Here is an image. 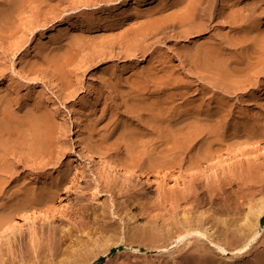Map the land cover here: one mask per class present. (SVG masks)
<instances>
[{
  "label": "rangeland",
  "instance_id": "374dc122",
  "mask_svg": "<svg viewBox=\"0 0 264 264\" xmlns=\"http://www.w3.org/2000/svg\"><path fill=\"white\" fill-rule=\"evenodd\" d=\"M136 1H138L139 3L141 2L140 3L141 5L139 4V6L142 10L144 9L148 10L150 8H153L155 5H157L159 2L163 0H152L151 3H148L146 0L145 1L144 0H40V1H35L33 3L26 2L25 7L26 9L28 7V9L26 10V13L21 16V18L20 16H17V17L15 16V17H10L9 19H7V21L5 20V22L0 20V22L2 23V24L0 23L1 25H6V26L8 25L7 28L6 26H4L3 28L0 25V98L3 96L2 98L4 99V97L6 96V98H9L10 100L13 99L12 109L17 111L18 113L20 112L19 114H22V115L26 114V112H28L27 110L29 109L31 110L32 108H35L36 107L35 104H41L44 110L48 112V114L51 117H53L52 118L53 121H55L54 122L55 126L53 127V129L50 132L51 134L49 135L50 138L49 136H47L48 138L46 137L47 139L45 138L46 141L44 140L45 142L44 141H43L44 143L42 142V144L44 145V148L43 147L39 148V152H36V153L30 149L31 143H33L32 141L33 139L30 140L31 136H32L31 138H33V134L31 133V131L27 129V127L22 126L24 127L22 128L20 125L19 126L21 130H19V127H17L18 125H16V127H13V129L15 130H13L14 132L12 131V134H13V139L15 138L14 140L16 142H14L15 145L13 143V145H10V147L11 149L12 148L15 149V151L10 149L12 153L9 152L7 157L9 158L11 156L9 159L11 161V164H13L12 166L14 168L11 167L13 169H11L8 173H2V174L0 173V176H1L0 185L2 186L0 187V190L2 189L0 191V212H3L2 210L5 208L4 205L6 206V211L5 210L4 211L6 213L9 212L10 211L9 209H11L9 207H12L13 205H15L14 202H16L18 198H20L19 195L22 194L23 189H25L26 186H29V187L32 186V188L39 190V188H45L46 185L50 186L51 182H54L56 180L55 178L60 179V181L63 182V184L61 182L62 186H64L62 188H65L61 195V198H64V195L66 194L65 193L66 189L70 187L71 188L77 187L79 191L78 193L84 192L83 194H81V196L83 195L88 196L89 194L91 195L92 191L93 192L95 191L98 197L97 202H99L100 200V202L97 203V205L101 207L102 205L103 206L105 205V208H106V205H108L106 209L104 208L105 215L102 213V211L98 213V211L95 209L97 207L95 203L96 202L95 199H94L95 202L93 201L94 203H92V201H88L89 199L88 200L85 199L84 202L79 203V200L76 198L77 193H75V195L74 194L72 195L73 196L72 202H71L72 205L65 204L64 208L66 209L64 208L60 209L61 210L60 212L63 213V218L60 217V214H58V211L56 212V209H54L53 206H50V208H48L49 207L48 205L47 207H44L45 205L43 206L41 205L42 207L39 208L40 207L39 205V206L31 207L30 209L27 208V210L25 208L24 210L20 211L16 217H14L16 214L13 216L14 217L12 218L13 221H9V223H12V224L19 223L22 226V228L25 229L27 232L24 234L25 241L23 243L24 244L23 248L25 249L22 250L23 251L22 254H24V257H22L23 256L22 254L17 255L16 253L14 255L13 251L11 250L12 248L9 251L7 246L4 245L5 246V247L3 246L4 251L3 253H0V256L2 254V256L4 257L5 255V257L7 256L6 258H8V260L3 261V259L1 258L2 256H1L0 257V260L2 259L1 263L4 264L5 262V264H8V263L9 264L11 263L12 264L13 263L14 264H51V262H53L52 264H61L62 257H60V255L58 256L55 254L53 256L52 253H49V252H44L40 257L36 255L35 251L37 247L35 248V246H37L38 244H43L41 237L40 238L38 237V233H39L38 231H40L39 229L40 225L46 223L45 225L47 226V224H50L49 222H51L52 224L50 226H52V228H53V225L55 224L56 226L58 225L59 227L61 226L62 228H64V230L65 229L68 230V228L72 229L71 227H73L74 230L78 231L76 232L78 236H80L82 233L88 232L90 230L92 231V232L90 231L91 233L93 232L95 233L96 231L98 233L100 231L99 230L100 224L98 223L105 224L106 215L110 214L112 218L110 216L108 217L109 219L111 218L110 220H112L113 222L115 220V224L117 223L116 225H117L118 230L109 231L110 233L107 234V237L102 238V240L104 241L105 239L107 241H104V242L108 243L109 241L111 243V245H108L109 246L108 248L110 250L118 249L116 253L113 255H110L109 257L108 255L110 254L111 251L108 252L107 254H104V251H103L101 254V252L99 251H102L104 247L103 244H106V243H104L101 239L99 240L94 239L96 238L95 235H97V233L95 234L93 233L94 235L91 236V238L87 240L85 238H82V239L85 241V243L87 241L89 243L90 242H93V244L95 243L93 245L95 247L90 246L92 249L90 248L88 253H84L83 257L82 256L79 257V254H75L77 258L72 260L71 264H163L164 262L166 263L168 260L175 259L173 257H175L178 254L176 251H174L175 249L171 247L172 245H169V247H166V246L161 247V249L155 248V249L148 250L146 247H144V245L142 246V244L144 243L142 239H141L142 241L140 240L141 242H143L141 244L139 243L140 241H138L139 239H137L138 244H140L138 246L136 239H133V238L130 241H134V244L132 242H130L131 244L130 243L128 244L129 242L128 239H131L129 237L130 236V230H129L130 225L128 224L127 221H125V219L124 220L122 219V216L125 217V215L123 213L121 214V211H119L118 215L114 213V211H116V208H115L116 204L119 203L122 208H125L126 207L125 199L128 201L130 199L129 202H132V204L135 203V207L139 203H141L138 206L142 208V205L143 206L145 205L143 207L144 212L143 211L142 212L144 216H146L145 214L147 213L144 209L146 208L148 209L149 207L150 208L154 207L153 205L158 202L156 199L157 198L160 199L159 197H160V194L162 193L161 191H164L165 189L168 191V189L170 190L174 188H176L177 190L186 189L187 188L186 185L187 183L189 185V180L191 179L190 176L193 173L194 174L202 173L204 177L203 179L204 180L207 179L208 182L213 180V178L215 177L217 179V180L215 179V181H219L218 180L219 178L220 179L219 182H222V181L226 182V176L228 174L227 172L230 170V166L231 165L233 166L234 163H236L239 166L237 173L238 171L239 172L241 171L240 172L241 174L238 175L239 179H237V182L241 181V183L239 182V184H237L236 186L237 187L242 186L241 188L244 187L242 190H238L241 188H236L235 186L234 190L237 189L235 190V192L239 191L235 193L236 197L238 196L240 197L243 195V193L245 192L247 193L249 191L251 193L252 192L256 193L255 190L257 189L258 190L256 194L259 195L258 193L259 190L261 188L262 190H264V186H263L264 185L263 183L264 182V177H263L264 172H262L264 170V167H262L261 171L255 170L258 173L257 174L255 172L254 175L256 176L257 174L256 177L253 175V178H252L251 176L252 172H250L251 177L248 174V172L250 171L249 170L250 167H252L251 169L253 170L254 165H257V164L259 166L264 165V159H261L263 157L258 158L260 153L258 154V151L252 152L254 150H251V149H254L257 145H260V149H261L264 146V141H263L264 137H261L263 139L260 138V142H258V139L256 140V137L254 139L253 138L250 139V141L247 140V138H245V136L249 134L250 131H252L253 129H254L253 130L254 132L252 131L250 134L257 133L259 130H262V128H257V127H262L264 125V67H263L264 65H262L264 60H261L262 63L261 62L260 63L258 62V64L254 63L259 60L258 59L259 54L256 53V51L252 50L247 45L245 46L244 45L245 43L243 45L246 48H244V46L242 45L243 46V49H242L241 48L242 46L239 45L241 47L239 48L238 46L236 47L237 49L235 48L234 50H231V52L233 51L232 53L229 51V49H224L225 51L222 50L223 52H222L221 58H225V57L228 58V56L233 57L235 55V57L233 58L238 59L239 57L237 56H241L238 60L239 62L238 64L240 66L238 69L240 70L235 69L236 71H234V73L229 74L228 77L226 75V78H223V80L220 79L219 83L215 82L216 81L214 79L215 77L213 78L212 75H211L212 76L211 78L210 77L207 78V76H205L206 74H209V75L211 74L208 69H206V71L205 69H203V71L207 73H205V75L202 76V77L205 76V78L201 77L202 79L198 78L197 76H192V75H190V77L188 78V77H185V75L183 74L185 78L183 79V77L181 76V78L183 79L182 83H184L185 84L184 86L186 87L185 88L186 94L183 99H177L175 101H171L170 99L169 100L165 99L166 96H169L170 94L173 95V93L176 92L175 87L173 88L174 85L167 86L169 90L167 88L166 96H163L162 94L154 93V90L156 89L155 85H153V88L151 86L150 87L151 89L150 88L149 90L147 89L148 92L145 89L147 93L145 92V90H140V91L135 92L133 88L135 87L134 84L136 81L135 78H133L135 73L136 74L141 73L142 71V75H143L144 72H146L147 69L151 66V64L150 65L148 64L151 63V61L152 63L155 62L153 61V59L155 58V55L158 54L159 52H160L159 54L162 56L161 58L165 59V61L167 60L166 61L167 63L164 65H167V66L175 65L176 66L179 62V58L183 56L182 55L183 53H184V56H187V55L189 56V53H191V51L193 52V49H194L193 46L197 45L195 44L196 41H198L197 43H199L200 41L204 42L206 40H212V41H215V42L217 41L220 43V42H226V38L230 39V38L238 37L239 39H243L242 36L248 33H249L248 35L250 39L254 38L256 30H258L259 33L264 31V12H263L264 3H262L263 6L261 7L260 5L262 4L257 5L256 0H252L254 1L253 4H255L257 7L255 8L256 13L254 14L248 11L246 12L244 11V9H242V13L244 11L243 15L245 14L246 16H249L250 14V16L244 17L245 15L242 16V14H240L241 17H243L241 19L242 25L239 28L240 30L242 29V32L240 30H237L236 31L237 34L234 32L233 33L230 32L231 30L228 25L224 24V22H221L220 19L218 21L216 19L215 22L211 23L212 26H210L211 28H209L206 34H204L201 37H195L194 39L190 38L193 41L190 39L189 41L185 39H179V38L174 39V37L173 38L170 37L166 41L163 40L162 42L161 41L157 42L151 48V50L154 49L155 53L158 52L154 54V56H152L153 58L151 57V54H148L149 56L148 55L141 56V54H138V53H136L138 55L135 54V56L125 57L126 54L124 53V51L119 56V54L117 55L116 53L120 51L116 48L113 50V53L115 52L114 54L116 55L112 53L113 55L112 54L108 56L106 55V58L105 56H102V58H100L101 60L97 59L95 61V58L96 57L98 58V56L94 54V50L96 52H99L98 50L100 49L101 51L102 50L106 51L108 48L110 49V47L114 43H116V46H117L116 39L120 38L118 37V35L127 34V31L135 29L136 26L137 27L139 26V24L136 25L137 23L133 22L132 25H128L122 28V26H124L128 20L133 21L137 18L135 11H134V10H137L134 7ZM171 1L173 0H169V4H171ZM252 1L250 2L248 1L250 5L252 4ZM1 3H3V6L7 5L6 0H0V4ZM125 3L126 5H124ZM253 4L251 6H253ZM241 6L243 7V5L240 4L238 8H241ZM258 6H260L261 9ZM1 7H2V4L0 5V10H1ZM30 7L35 8V9L32 8L33 12ZM127 10H129L128 12L130 14H132L133 12L135 16L132 15V17H130V14H129L128 17L122 19L120 15H123L124 12L126 13ZM107 11L111 13L110 14L111 17H109V19L105 21L107 24L104 25L105 27H103V29L99 28L100 29L99 32L102 31L101 34L98 33V31H96L97 37H95L94 34L96 32H94V30H89L87 29V27H84L85 30L84 29L82 30L83 25H79V22L82 20V18L95 17V16H100L102 14L107 15L108 14ZM246 18L247 20H245ZM256 18L257 19L259 18V20H256ZM253 20L257 22L255 23V21ZM143 21L144 20H142V22ZM109 23H112L110 27L108 26ZM253 23H255V25L251 27ZM133 25H135V27L132 28ZM129 27L131 29H129ZM252 28L254 29L252 30ZM126 29H129V30H126ZM248 30H250L252 33L250 31L248 32ZM239 31L241 33L238 34ZM98 34L100 35L99 37H98ZM233 34H236V35H233ZM262 35H264V32L260 35V37ZM111 39H112V42H111ZM85 41H86V44L84 47H86L88 43H89L88 46L90 44L92 45L95 44V45L93 46L90 45L92 46L91 49H90V46L88 49L83 48V45H81V42L84 44ZM104 41H107L108 43ZM101 42H103L105 46L104 44H101ZM98 44H100L99 46H101L100 49L98 48L99 47ZM79 46H81L82 49ZM102 46L104 47V49ZM105 47L107 48L105 49ZM183 48L186 49V52L188 50L189 53L187 52L188 53L187 55L184 52ZM247 49L250 51H246ZM68 50L70 53H68ZM64 51H66L68 54ZM161 52L163 53L165 52L164 55L167 59L164 57V55H162L163 53ZM194 52H193V55H194ZM90 53L94 55H91ZM249 53H251L254 57L255 56L257 57L255 58L251 57V54L249 55ZM180 54L182 56H180ZM244 54L246 55L248 54V55L246 56ZM90 55L94 56L93 59L92 57L90 58ZM242 55H244L245 59H243ZM184 56L182 57V59H184ZM246 59H248L247 65H246V61H247ZM93 60H94V63L91 62ZM169 60L173 62H169ZM241 60H243L244 62ZM89 62L92 64H89ZM61 64L62 66H60ZM244 65L248 67L245 66L247 69L244 68L243 69L244 71H242L241 66L244 67ZM236 66L238 67V65ZM188 67L189 65L186 66V69H189L191 66L189 68ZM192 67L193 68H190L191 71L202 72V70H196L194 66ZM258 67L259 68L261 67V68L258 69ZM253 68L255 69L257 68L258 70L256 69L257 71H255V69ZM248 70L249 72H246ZM251 71H253L254 73L258 71L259 72L262 71V73H257L254 75V73ZM244 72L247 73L249 77H247V75H244L245 74ZM202 74H204V72H202ZM118 75H121L122 77L121 76L119 77ZM230 75L231 76L233 75V77H231ZM251 75H253V77ZM131 88H133L132 89L133 92L131 91ZM156 95H158L160 99ZM137 99L139 101L141 100L143 101L144 99L143 102H147L148 104H150L151 101H152L151 103L157 104L158 101L161 99H162L161 102L164 100L165 102L168 101L169 103L166 102L164 106L168 107L167 108L168 110L167 109L166 110H167V113L168 111L169 113L168 114L166 113V115L164 116L167 117L169 115L171 117L168 116L167 117L168 120L165 121V123H163L164 121L163 122L160 121L162 122V124H159L160 122L158 121H153L151 119V116H149L150 113H148V111L143 112L142 110L137 109L136 105L139 104L138 103L139 101ZM15 100L17 101V105H15L16 104ZM147 100L148 101L151 100V101L148 102ZM182 100L184 101L182 102ZM128 109H130L131 111L133 110L132 113L128 112L129 114H127L126 111H129ZM134 111L137 116L135 115ZM170 111L172 114L170 113ZM186 111L190 112V114L188 115L190 117L191 116L192 117L195 116V118L199 117L197 119L199 120V123L201 121H206V122L200 123L203 126V128H206V127L210 128L211 123H213V121L211 122V120H213L212 118L216 116V113H219L220 111V114H222V116H220L219 114L217 115L219 118V126H221V129L217 130V134L219 133L220 139H221V136L223 135L224 138L222 139H225V142H227V146L224 145L223 146L224 148H222V150L217 152L216 155H214L213 157H210L207 161H204L200 165V168L189 166V160H192L195 158L197 159V157L199 156L200 153H202L203 150L206 153V150L209 147V142L206 139L207 137L209 138L210 135H206L204 136V138L190 145L187 149L188 154L186 155V159L182 160V162H179V160L180 158H183L185 155L181 156L180 158L177 157V159L174 161L173 156H171L174 150L173 149L170 150L172 148V145L170 143L168 145L165 144L164 142L165 140L162 143L161 140L165 139V137L160 138L161 135L162 136L164 135L166 136V134L168 135L171 129L181 127L182 125H185L186 123L187 125L188 124L191 125V124H194V122H196V119L192 117L191 118L187 117L188 119H185L186 121H182V123L173 122L175 120L174 118L176 117L172 118V116H174L175 114L177 115L181 114L183 112H185L184 114H186ZM194 112L195 114L198 113L199 115L197 114L196 116ZM137 113H140L139 115L141 116L142 114L143 116L139 117ZM191 113L194 115H192ZM132 114L136 116L137 119L136 117L132 118L133 116ZM200 118L204 120H201ZM206 118H208L207 120H209L210 118L211 119L208 122ZM150 119L151 121H149ZM192 119H194V121ZM142 120L144 121L146 120L149 122H147V125H146V123L141 122ZM0 121H1L0 126H2L5 123V121L4 120L2 121L1 117H0ZM152 121L153 123L154 122L156 123V124L154 123L155 126L152 125L153 124ZM148 123L150 127L148 126ZM206 123H209V124L206 125ZM157 124H159L160 126L162 125V126L160 127ZM173 124H176V125L179 124L180 126L179 125L176 126ZM156 125L160 128H158ZM167 125H170V126H167ZM153 126H154L155 131L151 128ZM164 126H166L169 131H167V128L166 127L164 128ZM171 126L172 128H170ZM156 128H158L157 130L159 131H157ZM22 129H26V130L24 131ZM145 129L146 130L148 129V130L146 131ZM28 130L30 132H28ZM162 130H164L166 133L163 131L165 134H162L163 133ZM148 131L151 133H149ZM24 132L26 133V136ZM230 134L234 135L235 140H233L234 137H231L232 139L230 138ZM243 134H245L244 137L242 136ZM27 135L30 137L26 138ZM78 136L82 137L83 139L84 138L88 139V141H91L90 142L91 144H93L94 146L96 145V147H98L103 152L108 151V150L117 149L116 151L119 153L118 155H120V157L123 158V160L125 159L124 161L130 160V158L134 159L138 157L135 160V166L141 167L142 170L144 169L148 171L149 174L151 173L150 174L151 177L157 176L156 179L155 177L153 178L155 179L156 184L157 183L158 184L156 185L154 182L151 185V187L149 188L150 195L148 199L140 200V202L137 203V201H134V199H131V198L128 199L125 197L127 195L126 190H124L126 189L125 187H122L123 191L122 190L120 191L117 189L114 190L112 189V187H108L107 180L105 179L106 176L103 175L102 171L100 170L102 162H100V159L92 153L89 154L88 157L86 156L84 151L81 150L78 143L76 142V138ZM128 136L130 137L128 138ZM131 136L133 139L131 138ZM237 136L238 137L241 136V137L238 138ZM17 137L23 138L24 141L20 143L19 141L21 140H19ZM225 137H228V139ZM135 138L137 139L135 140ZM47 140H48V143H47ZM51 140L54 141L53 144ZM56 140L58 141V143L56 142ZM252 140L256 142L253 143L254 141L252 142ZM27 141H29V143ZM230 141L233 144L232 143L231 145L228 144ZM24 143L26 144L24 145ZM49 143H50V146L48 145ZM54 143H56V145ZM130 143L132 144L133 147L135 146L134 150H133V147H131ZM136 144L138 145L136 146ZM23 146H25L24 151L26 152L24 153L23 151V153L20 152V153H17L18 154L17 155L16 152L23 150L24 148ZM126 146L127 147L129 146V147L127 148ZM26 147L28 148V150L26 149ZM257 147L259 148V146ZM16 149L18 151H16ZM131 149L133 151H131ZM40 150H42V154H39L41 153ZM168 150H169V153L172 151L171 154L167 153ZM29 151L30 153L28 154ZM49 151L50 153L51 152L53 153L50 154ZM204 152L202 154H204ZM138 153H141V155ZM166 153L168 155L167 158L170 159L169 157H171V160L172 159L173 160L172 161L168 160V164H165L167 163V161H165V158L161 159L162 162L165 161L163 163L165 167L162 164V162L160 164L163 166H160L158 163L160 162L159 159L163 158V155H166ZM125 154L127 155V158L129 157L128 159L124 157L126 156ZM142 154L143 155L146 154V155L142 156ZM151 154L153 156L157 154V157L152 156V161L155 160L156 162L157 160H159L156 162L158 166L156 165V163H154V161L153 162L151 161L150 159ZM202 154H200V156ZM255 154L256 155L258 154V156H256ZM172 155H174V153ZM147 158L149 159L147 160ZM132 159L129 162H132V161L134 162V160ZM258 160L259 162H262L263 165H261V163H258ZM260 160H263V161H260ZM136 161H137V164H136ZM169 161L171 162L169 163ZM240 161H244V162L246 161L245 163H247L248 161V163L244 164V162L240 163ZM251 162L253 163V165ZM151 163H154L157 167L151 166L152 167L151 168L149 166V165H152ZM239 163L242 165H240ZM242 166H245V167L243 168ZM154 167H156L157 169ZM245 168H247V172ZM160 176L162 178H160ZM163 176L167 178L166 180H164V182L162 180ZM244 176L249 177L251 180H254V182L250 180L251 182L249 181L250 183H247L248 182L247 180H249V178L248 179L246 178L245 180H243L245 178ZM260 177L261 179H259ZM6 181H8V186L6 184L7 183ZM71 181L74 182V184H71ZM159 182L161 184H159ZM243 183L247 185L244 186ZM254 183L256 187L255 186L253 187ZM43 184L44 186H42ZM247 186L249 187L248 189H247ZM257 186L260 188H257ZM120 192H122V195ZM119 193H120V196H119ZM16 197H17V200H15ZM90 197L91 196L86 197V198H90ZM122 200L124 203L122 202ZM11 201L13 202V204ZM89 202L92 204H90ZM83 204H86L88 209H82L81 206H83ZM109 205L110 207H112V205H115V206L112 208H109ZM169 206L170 205H167L166 208L170 209ZM1 207L3 208L1 209ZM47 209L48 210L50 209V211H46ZM51 209H54L55 211ZM89 209L91 210L88 211ZM81 210L82 212H80ZM87 212H91V214ZM95 213L97 215L99 214L98 217L94 216ZM154 213L156 212L149 213V217H146V218H142V217L140 218L139 216L137 218V223L140 225H144V223L149 222V220H153V218L154 220L155 219L157 220V217L154 215ZM87 215H90V216H87ZM22 216H25V217L34 216L35 219H29L24 222L22 219ZM58 216L60 219L59 218L57 219ZM90 217H92L93 219L94 218L96 219L93 220ZM238 217L239 218L237 219L240 223L243 217L242 215ZM101 218L103 221L104 220L105 221L103 222ZM94 222H97V224ZM158 223L161 224L162 220L159 219ZM34 225H36L37 228ZM32 229L37 230V236H36L37 240L35 237L33 238V236H32L33 238L32 239L30 232H28V230L30 231ZM94 229L96 231H94ZM42 231H40V233ZM253 231L254 232H253L252 237H255V239L254 241L250 243L249 245L250 247L249 246L247 247V251L246 250L245 252L242 251L243 253L240 251H237L238 248L239 249L242 248L244 244L246 243L242 241L243 240L242 238L243 235L241 234L242 230L241 231L239 230L238 232L239 237L242 238L241 242L242 243L244 242V243L240 244L239 242L240 245L234 246L235 248L234 247L229 248L228 253L226 252L225 254H220L218 263L219 264H264V224L261 223L258 226L254 227ZM0 234H2L1 231H0ZM38 239L41 240V242L38 243L39 241ZM34 241H36L35 242L36 244L34 243ZM115 242L116 243L118 242L119 244L121 243V245L119 246L120 248L119 247L116 248L112 246V243H115ZM221 242H222L223 247L226 246L225 240H222ZM33 246H34V249H33ZM96 246L98 247L96 248ZM98 248H100L101 250H99ZM67 251L68 250H66L65 253L71 252V251H68V252ZM97 252L99 255L97 254ZM25 253L26 255L28 254L27 255L28 257H25L26 256ZM14 256H18V257L20 256L21 258L14 257ZM13 257L15 258V261ZM101 258H103L102 261L100 260ZM84 259H88L89 262ZM174 262L176 261L174 260Z\"/></svg>",
  "mask_w": 264,
  "mask_h": 264
},
{
  "label": "bare ground",
  "instance_id": "6f19581e",
  "mask_svg": "<svg viewBox=\"0 0 264 264\" xmlns=\"http://www.w3.org/2000/svg\"><path fill=\"white\" fill-rule=\"evenodd\" d=\"M35 1H40V0H6V4H7V5L5 4L6 6H3V3H1L2 7L0 10V20L5 22V20L7 21V19H9L10 17H15V16L16 17L20 16V18H21V16L23 14H25L26 10L28 9V7L26 9L25 3L26 2H28V3L32 2L33 3ZM146 1L148 3L152 2V0H146ZM248 1L250 2L252 0H173V1H171V4H169V0H163V1L159 2L157 5H155L153 8H150L148 10H145V9L142 10L139 6V4L141 2L139 3L138 1H136L135 6L134 5L133 6L137 9V10H134L137 18L133 21L128 20L127 23L124 26H122V28L125 26H128V25H132L133 22H136L137 24L136 23L135 24L136 25L139 24V26L138 27L136 26L137 27L136 28L135 25H133L132 28L135 27V29L127 31V34L118 35V37H120V38L119 39L115 38L117 40V46H116V43L113 42L115 44V46H114V44H112V46L110 47L109 46L111 44L110 43L108 45L110 47V49L108 48L109 50L107 49L108 51L107 50L101 51V49H100L101 46H99L100 44H98V46H99L98 48L100 49V50H98L99 52H96L94 50L95 48L93 47L94 48L93 49L94 54H96V56H98V58L97 57L95 58V61L97 59L102 58V56H105V58H106V55L107 56L111 55L113 53V50L116 48L120 51V52L116 53L117 55L119 54V56L124 51V53L126 54L125 57L126 56H129V57L135 56L136 53L141 54V56L142 55L146 56L148 54H151V57H152V56H154V54L158 53V52L155 53L154 49L151 50V48L157 42H159V41L162 42L163 40L166 41L170 37H172V38L174 37V39L179 38V39H185V40H189L190 38L194 39L195 37H201L207 33L209 28H211L210 26H212L211 23L215 22L216 19H217V21L220 19L221 22H224V24L228 25L230 27V30H231L230 32L236 33L237 30H240L239 28L242 25L241 19L243 17H241L240 14H242V16H244L245 15V14L243 15L244 11L251 12L252 14L256 13L255 8H257V7L255 4H253L254 1H252L253 6H251L252 4L250 5V3ZM4 3H5V1H4ZM8 3H9V5H8ZM256 3H257V5L258 4L260 5V4L264 3V0H256ZM240 4L243 5V7L241 6V8H238ZM124 5H126V3ZM254 5H255V7H254ZM260 6L262 7L263 4ZM260 6H258V7L261 9ZM30 8L35 9L34 7H30ZM259 8H258V10H259ZM33 9H32V12H33ZM242 9H244L243 13H242ZM128 11L129 10L126 11L127 14L124 12L123 15H120L122 17V19L128 17V15L130 14ZM110 14L111 13L108 12L107 15L102 14L100 16H95V17H84L85 19L82 18V20L79 22V25H83L82 30L83 29L85 30L84 27H87V29L94 30V32L98 31V33L101 34L102 31L99 32L100 31L99 28L103 29V27H105L104 25L107 24L105 21L107 19H109V17H111ZM135 14L132 12V14H130V17H132V15L135 16ZM239 15H240V17H239ZM260 15H261V13H260ZM249 16H250V14H249ZM249 16L245 15L244 17H249ZM11 19H13V18H11ZM238 19H240V20H238ZM142 20H144V21L142 22ZM245 20H247V18ZM256 20H259V18L258 19L256 18ZM253 21H255V20H253ZM256 22L257 21H255V23ZM219 23H220V21H219ZM255 23H253L251 27H253V25H255ZM250 24H251V22H250ZM111 25H112V23L108 24L109 27ZM1 26L4 28V26H6V25H1ZM7 27H8V25L6 26V28ZM129 29H131V28L129 27ZM129 29H126V30H129ZM249 29H250V27H249ZM253 29L254 28H252V30ZM126 30H124V31H126ZM240 31L242 32V29ZM240 31L238 32V34L241 33ZM249 31L250 30H248V32ZM263 32L259 33V31L256 30V33H255V31H254L255 37L252 39H250V37L248 35L249 33H248V34H244V36H242L243 39H239L238 37L235 38L234 36H232L234 38H230V39L226 38V42H220V43L217 41L216 42L212 41V40H206L204 42H201L199 39L200 42L197 43L198 41H196L195 44H197V45L193 46L194 47L193 52L195 51L194 55H193L192 51H191V53H189L187 50V52L189 53V56H188L186 49L183 48L184 52L186 53L187 56H184V53H183L182 55L184 56V59H182L183 56L180 54V56H182V57L181 58L178 57L179 62L176 66L175 65H173V66L164 65L167 63L166 62L167 60L165 61V59H162L161 58L162 56L159 54L160 53L159 52L158 54L160 56L158 54H156L157 56L155 55V58L153 59V61H155V62L152 63V61H151V63L148 64V65L151 64V66L147 69V71L144 70L146 72H144L143 75H142V71H141V73H137V74L135 73V75L133 74L134 77L132 75V77L135 78V80H136L135 84H134L135 87H133V88H134L135 92H137V91L145 90V89L149 90V88L151 86L153 88V85H155L156 89L154 90V93L162 94L163 96H166L167 95L166 91L168 88L167 86L168 85H172V86L174 85L173 88L175 87L176 92L173 93V95L169 93L170 95L166 96V98L165 97L164 98L166 100L170 99L171 101H175L177 99H183L185 97V94H186V91H185L186 87L184 86L185 84L182 83L183 79L185 77L189 78L190 75H192V76H197L198 78H201L203 75H205V73H207L205 71H206V69H208L211 74L210 75L206 74L205 76H207V78H209V77L211 78L213 76V78L215 77L214 79L216 81L213 78L212 79L216 83H219L220 79L223 80V78H226V75L228 77L229 74L234 73V71H236L235 69H238L240 67L238 64L239 63L238 60L241 56H237V57H239L238 59L233 58V57H235V55L233 57L228 56V58L227 57L221 58L222 52H223L222 50H224V49H229V51L231 52V50H234L239 45L242 46L245 43L244 44L245 46L247 45L249 48H251L252 50L256 51V53L259 54V56H258L259 60L257 62H254V63H257V64H258V62L262 63L261 60H264V35H262L263 37L262 36L260 37V35ZM96 34H97V32L94 34L95 37H97ZM236 34H233V35H236ZM99 36L100 35L98 34V37ZM190 40H192V39H190ZM79 42H80V40H79ZM82 42H81V45H83V48L88 49L89 46L92 45V44H90L88 46V44H89L88 43L87 46L84 47L86 44V41L84 42V44ZM104 42H107V41H104ZM108 42H109V40H108ZM111 42H112V39H111ZM101 44H104V43L101 42ZM93 45H95V44H93ZM92 46H90V49L92 48ZM104 46H105V44H104ZM241 46H239V48ZM243 46L241 47L242 49H243ZM245 46H244V48H246ZM79 47H81V46H79ZM96 47H97V45H96ZM106 48L107 47H105V49ZM81 49H82V47H81ZM103 49H104V47H103ZM156 49H157V47H156ZM66 51H64V52H66ZM246 51H250V50L247 49ZM68 53H70L69 50H68ZM91 53H93V52H91ZM161 53H163V52H161ZM94 54H91V55H94ZM116 54H114V55H116ZM138 54H136V55H138ZM164 54H165V52L162 55H164ZM191 54H192V56H191ZM250 54L251 53H249V55ZM91 55H90V58L92 57V59H93L94 56H91ZM244 55H246V54H244ZM244 55H242L243 59H245ZM168 56H170V55H168ZM164 57H165V55H164ZM251 57H254V56L251 54ZM255 57H257V56H255ZM173 58H174V56H173ZM246 60L245 61H246V65H247L248 59H246ZM241 61H243V60H241ZM91 62L94 63V60ZM169 62H173V61L169 60ZM92 63L89 62V64H92ZM187 65H189V67L191 66L190 68H193L192 66H194L196 68V70H202V72H204V74H202V72H200V71H198V72L194 71L193 72L190 70L189 67H188L189 69H186ZM236 65H238V67ZM241 65H243V64H241ZM246 65H244V67L241 66L242 71H244L243 70L244 68L247 69L246 67H248V66H246ZM262 65H264V62L262 63ZM60 66H62V64ZM260 68L258 67V69H260ZM203 69H205V71H203ZM253 69H255V68H253ZM256 69H255V71L258 70V69L257 70ZM186 70H188V71H186ZM238 70H240V69H238ZM253 71H251V72H253ZM238 72H240V71H238ZM246 72H249V70ZM257 73H262V71L255 72L254 75ZM183 74L185 75V77ZM242 74H243V72H242ZM244 75H247V73H245ZM118 76L120 77L121 75H118ZM181 76L183 77V79L181 78ZM205 76L202 78H205ZM251 76L253 77V75H251ZM231 77H233V75ZM247 77H249V76L247 75ZM131 83H133V82H131ZM133 88H131L132 92H133V90H132ZM146 90H145V92H146ZM148 90H147V92H148ZM168 90H169V88H168ZM141 92H139V93H141ZM152 93H153V91H152ZM151 95H153V94H151ZM156 96L159 98L158 95H156ZM2 97L0 98V99H2V100H0V102L3 103V104L0 103V115H1L0 117H1L2 121L3 120L5 121V123L2 126H0V173L1 174L2 173H8L11 169L14 168L12 166L13 164H11V161L9 159L11 156L9 158L7 157L8 153L11 152L10 151V149H11L10 145H13V143L16 142L14 140L15 138L13 139L12 131L15 130V129H13V127H16V125H18L17 127H19V130H21L20 126L21 127L24 126V127H27V129H29L31 131V133L33 134V138H31L32 136L30 137L28 135L26 138L30 137V140L33 139L32 140L33 143L30 142L31 143L30 149L36 153V152H39V148H42V147L44 148V145L42 144V142L45 140V138L47 136H49L51 134L50 132L53 129V127L55 126L54 125L55 121H53V119H52L53 117H51L48 114V112H46L44 110V108L42 107L41 104H35L36 105L35 108H32L31 110L29 109L30 111L27 110L28 112H26V114L23 113L24 115H22V114H19L20 112L18 113L17 111L12 109V106H13L12 100L13 99L10 100L9 98H6V96L3 99ZM161 100H159L157 104L151 103L152 102L151 100H149V101L147 100L148 102L151 101L150 104H148L147 102H143L144 99H143V101L138 100L139 104H137L136 106H137V109H140L143 112L148 111V113H150L149 116H151V119L153 121H158V122L164 121L163 123H165V121L168 120L167 117L169 115L167 117L164 116V115H166L167 110H168L167 109L168 107H165L164 105L166 104V102L167 103H169V102L168 101L165 102L164 99H163L164 101L161 102ZM183 101L184 100H182V102ZM15 105H17V101H16ZM15 105H14V107H15ZM128 110L129 111H126L127 114H129L130 112L132 113V111H133V110L131 111L130 109H128ZM171 111H173V110H171ZM171 111H170V113H171ZM134 113H135V111H134ZM168 113H169V111H168ZM184 113L185 112L178 114V115L175 114L176 116L175 115L172 116V118L176 117V118H174L175 120L173 122L174 123H182V121H186L185 119H188L187 117H190V116H188L190 114V112L186 111V114H184ZM137 114L139 117L143 116L142 115L143 113L141 114V116L139 115L140 113H137ZM144 114H146V113H144ZM194 114H195V112H194ZM194 114H192V115H194ZM197 114H195V115L197 116ZM218 114L220 116H222V114H220V111H219V113H216V116L214 118H212L213 120H211V122L213 121V123H211L210 128L206 127L207 129L203 128V126L200 124L201 122H206V121H201L199 123V120H197L199 117L195 118V116H193V117L191 116L192 118L196 119V122H194V124H191L192 122L190 123L191 125H189V124L187 125V123H186L185 125H182L181 127H177V128L173 127L174 129H171L170 131L168 130V128L166 126H164V128L166 127L167 131H169V134L168 135L166 134V136L161 135L160 138L165 137V139L161 140L162 143L165 140L164 141L165 144L168 145L170 143L172 145V148L170 146L169 147L171 148L170 150H172V149L174 150L173 153L175 156L172 155L173 153L171 154L172 151L169 153V150H168L167 153H169V154H171V156H173L174 161L177 159V157L180 158L183 155H185V156L183 158H180V160L178 158V160H179V162H182V160H185L186 155L188 154L187 153L188 147L190 145L194 144L195 142L199 141L200 139L204 138V136H206V135H210V137L209 138L207 137V139H206L209 142V147H208L209 149L207 148L206 153L203 150L202 153L204 152V154L200 153L202 155L200 156V154H199V156H200V157L198 156L199 158L197 157V159L195 158V159L189 160V166L200 168V165L204 161H207L210 157H213L214 155H216L217 152H219L220 150H222V148H224L223 147L224 145L227 146V142H225V139H222V138H224L223 135L221 136V139H220L219 133L217 134V130L221 129V126H219V118L217 116ZM135 115H136V113H135ZM136 116L133 115L132 118H135ZM169 117H171V116H169ZM136 119H137V117H136ZM151 119L149 121H151ZM207 119L208 118H206V120ZM210 119L207 121L209 122ZM147 120H148V118H147ZM192 120L194 121V119H192ZM201 120H204V119H201ZM149 121L142 120L141 122L146 123V125H147V122H149ZM153 121H152V123H153ZM187 121H189V120H187ZM162 122H160L159 124H162ZM154 123L152 125H154ZM159 124H157V125L160 126ZM170 124H172V123H170ZM207 124H209V123H206V125ZM220 124H221V122H220ZM173 125H176V124H173ZM178 125H176V126H178ZM144 126H145V124H144ZM148 126L150 127L149 123H148ZM154 126L151 128L155 131ZM167 126H170V125H167ZM263 126L257 127V128H262V130H259L257 133L250 134L254 130L253 129L246 136H245V134H243L242 136L243 137L245 136V138H247V140H249V141H250V139H252V138L254 139L256 137V140L258 139V142H260V138L264 137V131H263L264 127ZM24 127H22V128H24ZM149 127H148V129H149ZM160 127H158V128H160ZM158 128H156V130ZM170 128H172V126ZM22 130L25 131L26 129H22ZM29 130H28V132H30ZM157 131H159V130H157ZM163 131L164 130H162V132ZM165 131H166V129H165ZM28 132H27V134H28ZM164 132L162 134L166 133V132L165 133ZM149 133H151V132H149ZM24 134L26 136L25 132H24ZM220 134H221V132H220ZM232 135L230 134V138L234 137V135L233 136ZM17 136H18V134H17ZM132 136H131V138H132ZM129 137L130 136H128V138ZM240 137H238V138H240ZM49 138H50V136H49ZM225 138L228 139V137H225ZM238 138H237V140H238ZM18 139L21 140V141H19L20 143L22 141H24L23 138H18ZM55 139H57V138H55ZM136 139L137 138H135V140ZM261 139H263V138H261ZM53 140H51L52 144L55 141V140L54 141ZM233 140H235V137ZM231 141L228 144L231 145V143H232ZM253 141L254 140H252V142ZM27 142L29 143V141H27ZM56 142L58 143L57 140H56ZM76 142L78 143L81 150L84 151V153L86 154L87 157L89 156V154L92 153L100 159V162H102L100 170L102 171V174L106 176L105 179L107 180L108 187H112V189H114V190L117 189L120 191L123 189L122 187H125L126 189H124V190H126V193H127V195L125 197L128 199L129 198L134 199V201H137V203L140 202V200L148 199V197L150 195L149 188L155 182V179L157 176H153V177H155V179H154L153 177H151V175H150L151 173L149 174L148 171H146L144 169L142 170L141 167L135 166V160L138 157H136L134 159L130 158V160L131 159L134 160V162L132 161L133 162L132 163V162H129L130 160L124 161L125 159L123 160V158H121L120 155H118L119 153L116 151L117 149L108 150V151L103 152L98 147H96V145L94 146L93 144H91L90 143L91 141H88V139H85V138L83 139L80 136H78L76 138ZM255 142L256 141H254L253 143H255ZM26 143H24V145ZM47 143H48V140H47ZM47 143H46V145H47ZM131 143H130V145H131V147H133ZM134 143H135V141H134ZM247 143H248V141H247ZM54 144L56 145V143H54ZM14 145H15V143H14ZM48 145L50 146V143ZM127 145H129V144H127ZM137 145L138 144H136V146ZM16 146H17V144H16ZM18 146H19V144H18ZM257 146H259V148ZM257 146L256 147L254 146L255 148L253 147L254 149H251V150H254L252 152L258 151V154L260 153L259 156H258V154L257 155L255 154V155L258 156V158L263 157L261 159H264V146L261 149H260V145H257ZM12 147H14V146H12ZM23 147H24L23 150L19 149L20 151L16 152V154L20 153V152L23 153L25 146H23ZM134 147H133V150H134ZM166 147H168V146H166ZM19 148H20V146H19ZM26 149L28 150L27 147H26ZM11 150L15 151V149H13V148ZM42 150H40L41 153H39V154H42ZM133 150L131 149V151H133ZM16 151H18V150L16 149ZM30 151L28 152V154L30 153ZM135 151H137V150H135ZM25 152L26 151H24V153ZM49 153H50V151H49ZM51 153H53V152H51ZM167 153H166V155H163V158L159 159L160 162H158V163L160 166H163L164 165L163 163L165 161H167V163H165V164H168V160H171V157H169L170 159L167 158L168 157ZM14 154H15V152H14ZM45 154H46V152H45ZM138 154L141 155V153H138ZM145 155L146 154H144V155L142 154V156H145ZM150 156H151L150 159L152 161L153 155L151 154ZM155 156L157 157V154H155L153 157H155ZM158 156H160V155H158ZM124 157L126 159L129 158V157L127 158V155ZM131 157H132V155H131ZM134 157H135V155H134ZM164 158H165V161L162 162L161 159H164ZM166 158H167V160H166ZM148 159L149 158H147V160ZM145 160H146V158H145ZM159 160H157V161H159ZM153 161H154V163L157 162V161L155 162V160H153ZM171 161H169V163ZM260 161H263V160H260ZM13 162H15V161H13ZM161 162L163 165L160 164ZM241 162H244V161H240V163ZM245 162H244V164L248 163V161H247V163H245ZM154 163H151L152 165H149V166L150 167L156 166L157 163H156V165ZM258 163H261V165H263L262 162H259V160H258ZM15 164H17V163H15ZM136 164H137V161H136ZM235 164L236 163H234L233 166L231 165L232 168L230 166L229 171L227 169L228 174L226 173L227 174L226 182L222 181L224 184L222 182H219L220 181L219 178H218L219 181H215L216 177L213 178L214 181L211 180L212 182L211 181L208 182L207 179H205V180L203 179L204 177H203L202 173L199 174L198 172H196L198 174L193 173L190 176L191 179L189 180V185L187 183L188 186L186 185V187H187V188L185 187L186 189L183 188L184 190H180V189L177 190L176 188H174V189H170V190L168 189V191L166 189L165 190L163 189L164 191H161L162 193L160 194V197H159L160 199H158V198L156 199L158 202L156 201L157 203H155L154 205L152 204L154 207H152V208L149 207L148 209L145 207L146 209H144V210L147 213V214H145L146 216H144V214H143V212H144L143 207L145 205L144 206L142 205V208H140L138 205H140L141 203H139L135 207L134 202H133L134 204H132V202H129L130 199H129V201L125 199V206H126L125 208H122L119 203L116 204V206L112 205V207L115 206V208H116V211H114V210H112V211H114V213L117 215L119 214V211H121V214L123 213L125 215V217L122 216V219L123 220L125 219V221H127L128 224L130 225V228H129L130 236L129 237L131 239H128L129 240V242L127 241L128 244L130 242H132L134 244V241H130L133 238V239H136V241H137V239H139L138 241H140L142 239L144 241V243L141 242L142 240L139 243L140 244L143 243L142 246L144 245V247H146L148 250L149 249H155V248L161 249V247H165V246L169 247V245H172L171 247L173 249H175L174 251H176L178 254L175 257H173L175 259H173V260L167 259L168 261L166 263L164 262L163 264H219L218 261H219L220 254H225L226 252L228 253L229 248H231V247L233 248L234 246L240 245L242 243L241 242L242 238H243L242 241H244L246 243L244 244V246L242 245L243 247L241 246L242 248H240V249L238 248L237 251H240V252H242V251L245 252V250L247 251V247L255 239V237H252L253 232H254L253 229H254V227L261 224V219L264 216V190H262V188H261L258 192L259 195H257L256 194L257 190H258L257 188H260L257 186V188H255V189H257V190H255L256 193H253V192L251 193L249 191L247 193L246 192L243 193V195L240 197L239 196L236 197L235 193L239 192V191L235 192V190H237V189L234 190V188L237 184H239V182L241 183V181L237 182V179H239L238 175L241 174L240 173L241 171L240 172L238 171L239 174L237 173L239 166L237 164H236L237 165L236 166ZM240 165H242V164H240ZM252 165H253V163H252ZM11 167H13V168H11ZM156 167H154V168H156ZM164 167H165V165H164ZM242 167L244 168L245 166H242ZM262 167H264V165L259 166L258 164L254 165L253 170L251 169L252 167H250V169H249L250 171L248 170L249 176L252 174L251 176L253 178V175L255 174V172L257 173V171H261ZM245 169L247 172V168H245ZM255 170H257V171H255ZM242 172H243V170H242ZM250 172H252V173L250 174ZM262 172H264V170ZM257 174H256V176H257ZM164 176L162 179L163 182H164V180L167 179ZM259 176H261V175H259ZM6 177H8V176H6ZM0 178H1V176H0ZM160 178H162V177L160 176ZM246 178L248 179L249 177H245L244 179L242 177L243 180H245ZM55 179L56 180L54 182H51L50 186L46 185L45 188H39V190L32 188V186H30V187L26 186V188L23 189L22 194L19 195L20 198H18V200H17L18 196L16 197L15 200H17V201L14 202L15 205H13L12 207H9L11 209H9L10 211L8 210L9 212H7V213L5 212L6 206L4 205L5 208L2 210L4 213L0 212V228H1L0 231L2 232V234H0V253H3V251H4L3 246L4 245L7 246L9 251L12 248L11 250L13 251L14 255L16 253H17V255L22 254V252H23L22 250L25 249V248H23V246H24L23 243L25 241L24 234L27 233L26 230L23 229L19 223H15V224L9 223V221H13L12 218L16 217L17 214L20 211L24 210L25 208L27 210V208L30 209L31 207L39 206V205H40L39 208H41L43 205H45L44 207H47V205H48L49 206L48 208H50V206H53L54 209H56V212L58 211V214H60V217L63 218V213L60 212L61 211L60 209L64 208L65 204H71L72 197H73L72 195L73 194L75 195V193H77L76 198L79 200V203L84 202L85 199H87V200L89 199L88 201H92V203H94L95 202L94 199H95L96 200L95 203L97 206L95 209L98 211V213H100V211H102V213L104 214L105 205L104 206L102 205V207L97 205V203H99L100 200H99V202H97L98 197H97V193H95V191L94 192L92 191L91 195L89 194L88 196L87 195L81 196V194H83L84 192L78 193L79 191H78L77 187H72V188L70 187V188L66 189V191H65L66 194L64 195V198H61V195H62L65 188H62L64 186H62L63 182L60 181V179H58V178H55ZM67 179H69V178H67ZM259 179H261V177ZM208 180H210V179H208ZM250 180L251 179L249 178V180H247L248 181L247 183H250L251 181L254 182V180H251V181ZM6 182H7L6 184L8 186V181H6ZM61 182H62V184H61ZM244 182H246V181H244ZM255 182H257V181H255ZM71 184H74V182L71 181ZM155 184H156V182H155ZM159 184H161V183L159 182ZM243 184H244V186L247 185L245 183H243ZM42 186H44V184ZM159 186H161V185H159ZM254 186H255V183H254L253 187ZM0 187H2V186L0 185ZM33 187H35V186H33ZM241 187L242 186H240V187L236 186V188H241ZM243 188L238 189V190H242ZM248 188L249 187L247 186V189ZM37 189H38V187H37ZM16 191H18V190H16ZM120 193L122 195V192H120ZM120 193H119V196H120ZM124 193H125V191H124ZM78 194H80V195H78ZM237 194H239V193H237ZM16 195H18V194H16ZM14 196H15V194H14ZM89 196H91L90 197L91 200H90V198H86ZM98 196H100V195H98ZM123 196H124V194H123ZM122 202H123V200H122ZM89 203H88V205H89ZM92 203H90V204H92ZM12 204H13V202H12ZM167 205H170L169 206L170 209L166 208ZM107 206L108 205H106V208H107ZM112 207H110V205H109V208H112ZM2 208L3 207H1V209ZM81 208L82 209H88L86 204H83V206H81ZM54 209H51V210L55 211ZM64 209H66V208H64ZM90 210L91 209H89L88 211H90ZM46 211H50V209L49 210L47 209ZM80 212H82V210ZM153 212H156V213H154V215L157 217V220L156 219L154 220V218H153V220H149V222L144 223V225H140L137 223V218L139 216H140V218L141 217L146 218V217H149V213H153ZM87 213L91 214V212H87ZM111 213H113V212H111ZM93 215H92V217H93ZM98 215L95 213L94 216L98 217ZM240 215H242L243 218H242V221L239 223L237 218H239L238 216H240ZM87 216H90V215H87ZM108 216H110V214L106 215V219H105L106 221L104 220L106 222L105 224L104 223H102V224L98 223V224H100V226H99L100 231L98 230L99 231L98 233L94 229V231H96L95 233H97V235H95L96 238H94V239H96V240L101 239L102 240V238L107 237V234L110 233L109 231L118 230L117 225H116L117 223L115 224V220L113 222L112 220H110L112 217L110 216L111 218L109 219ZM92 217H90V218H92ZM58 218H59V216L57 217V219ZM22 219L25 222L29 219H35V218H34V216H32V217L22 216ZM95 219L96 218H94L93 220H95ZM159 219L162 220L161 224L158 223ZM101 220H102V218H101ZM49 223L50 224H47V226L45 225L46 224L45 223V224L40 225V227H39L40 231H42V230L43 231L41 233H40V231H38L40 233V235L38 233V237L39 238L41 237L43 244H38L39 242H41V240L38 239L39 240L37 243L38 245L35 246V248L37 247V249H36V251L34 250L38 257H40L44 252H49V253H52L53 256L55 254L58 256L60 255V257H62L61 264H71L72 260L77 258L75 256V254H79V257H81V256L83 257L84 253L89 252V250L91 248L90 246H93L95 244V243L93 244V242L89 243L88 241H87L88 243L87 242L85 243V241L82 239V238H85L87 240V239L91 238V236H93L95 234L94 232H93L94 234L91 233L92 232L91 230H90L91 232L90 231L84 232L81 235L79 234L80 236H78V234L76 233L78 231L74 230L73 227H71L72 229L68 228V230H66V229L64 230V228H62L61 226H60L61 227L60 228L58 224H57L58 226H56V224L53 225V228H52V226H50L52 223L51 222H49ZM94 223L97 224V222H94ZM34 226L36 227V225H34ZM35 230H33V229L30 231L28 230V232H30V234H31V238H32V236H33V238L34 237L36 238L37 230L36 231ZM239 230L240 231L242 230V233H241L243 235L242 238L239 237V233H238ZM36 240H37V238H36ZM108 240H109V238H108ZM222 240H225V243H226V246H224V247L222 246V242H221ZM92 241H94V240H92ZM104 241H107V240L104 239ZM138 241H137V245L139 246L140 244H138ZM35 242L36 241H34V243ZM118 242L112 243V246L118 248L121 245V243L119 244ZM239 242H240V244H239ZM104 243H106V242H104ZM109 243L110 242L108 241V243L103 244L104 247L102 246L103 247L102 251H99V252H101V254L103 251H104V254H107L108 252L111 251L108 248L109 247L108 245H111V243L110 244ZM93 247H95V246H93ZM97 247L98 246H96V248ZM33 249H34V246H33ZM98 249L101 250L100 248H98ZM66 250L71 251V252L73 251L72 252L73 254L71 252H68V251H67L68 253H65ZM165 253H167V252H165ZM97 254H98V252H97ZM22 255H23L22 257H24V254H22ZM25 255H26V253H25ZM27 255L25 257H28ZM49 255H51V254H49ZM110 255H111V253L108 255V257ZM1 256H2V254H1ZM4 257H5V255H4ZM4 257L3 256L1 257L3 259V261L8 260V258H6L7 256L5 258ZM14 257H18V256H14ZM18 258H21V257L19 256ZM2 259L0 260V264H3V263H1ZM88 259H84V260L88 261ZM174 260L176 262H174ZM14 261H15V258H14ZM81 261H83V260H81ZM40 262H42V261H40ZM52 263L53 262H51V264ZM4 264H5V262H4Z\"/></svg>",
  "mask_w": 264,
  "mask_h": 264
},
{
  "label": "trees",
  "instance_id": "16d2710c",
  "mask_svg": "<svg viewBox=\"0 0 264 264\" xmlns=\"http://www.w3.org/2000/svg\"><path fill=\"white\" fill-rule=\"evenodd\" d=\"M261 223L264 224V216H263V218L261 219ZM117 250H118V249H112L111 252H110L111 255L115 254ZM100 260L102 261L103 258H101Z\"/></svg>",
  "mask_w": 264,
  "mask_h": 264
}]
</instances>
